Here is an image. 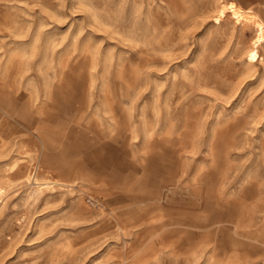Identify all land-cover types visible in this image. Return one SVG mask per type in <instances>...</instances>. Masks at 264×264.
I'll use <instances>...</instances> for the list:
<instances>
[{"label":"rangeland","instance_id":"obj_1","mask_svg":"<svg viewBox=\"0 0 264 264\" xmlns=\"http://www.w3.org/2000/svg\"><path fill=\"white\" fill-rule=\"evenodd\" d=\"M257 21L264 0H0V264H264Z\"/></svg>","mask_w":264,"mask_h":264},{"label":"bare ground","instance_id":"obj_2","mask_svg":"<svg viewBox=\"0 0 264 264\" xmlns=\"http://www.w3.org/2000/svg\"><path fill=\"white\" fill-rule=\"evenodd\" d=\"M226 6V5H225ZM227 11H229L235 18H237V20L238 19H240L241 18V16L244 14V10H242L237 4H235L234 2H231L230 4H229V8L227 9ZM227 11H225V10H223L222 11V13H221V17H225L226 16V13H227ZM253 11V10H252ZM256 13V12H255ZM221 17H218L217 18V22H220L221 21ZM216 18V17H215ZM257 23H258V26H260V28L261 29H263V27L264 26H262V23L259 21H257ZM253 26V25H252ZM262 39V32L260 33V36H259V40H261ZM257 48V47H256ZM256 48H253V49H251L250 51H249V61H252V62H254V61H256L257 60V57H258V51H257V49ZM162 187V186H161ZM153 188V187H152ZM155 189H157V188H155ZM162 189V188H161ZM158 190V189H157ZM154 191V190H153ZM155 192V191H154ZM163 194V193H162ZM146 197H148V196H146ZM146 197H145V199H146ZM150 197V196H149ZM151 198V197H150ZM155 198H157V197H155ZM147 200V199H146ZM145 200V201H146ZM155 200V199H154ZM150 201H151V199H150ZM159 201V200H158ZM136 202V201H135ZM142 202H144V201H142ZM148 202V201H147ZM163 202V201H162ZM153 203V202H152ZM164 204V203H163ZM162 204V205H163ZM177 208H178V206H177ZM181 208V207H180ZM183 208V207H182ZM138 210V209H137ZM116 217V216H115ZM114 217V218H115ZM113 218V217H112ZM110 219V218H109ZM116 223V222H115ZM119 224V223H118ZM116 225H117V223H116ZM121 226V225H120ZM116 227H118V225L116 226ZM121 228V227H120ZM123 228V227H122ZM126 247V246H125ZM128 249V248H127ZM125 253V252H124Z\"/></svg>","mask_w":264,"mask_h":264}]
</instances>
